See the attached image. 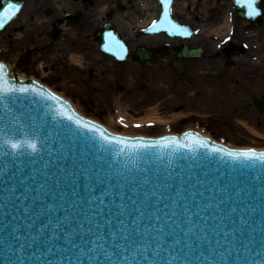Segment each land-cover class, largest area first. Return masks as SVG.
I'll list each match as a JSON object with an SVG mask.
<instances>
[{
	"label": "snow or ice",
	"instance_id": "1",
	"mask_svg": "<svg viewBox=\"0 0 264 264\" xmlns=\"http://www.w3.org/2000/svg\"><path fill=\"white\" fill-rule=\"evenodd\" d=\"M171 2L172 0H161L164 10L159 24L168 25L165 30L172 35H190L188 29L170 19L169 5ZM238 2L246 6L250 17L260 15L257 0H238ZM19 11L18 4L9 0L6 7L0 11V29ZM148 30L155 32L160 28L157 22L153 21ZM107 37L109 42L104 50L114 52V55L123 60L127 51L125 46L111 32L107 34ZM29 94L55 105L51 109L50 119L47 112L40 114L26 111L17 115L9 110L10 97L28 96ZM15 102V99L11 100V104ZM0 104L6 105L5 116L0 119V132L11 127L16 133H23L21 139L0 136V139L9 143L8 148L0 144V149H5L0 151V156L7 158L3 174L7 175L11 168H15L17 174H20L25 168L35 165L37 159L44 160L43 171L33 170L31 172L30 184H26L27 178L19 181L20 185L24 186L25 193H31V185H35L34 199H43L53 192L50 182L56 173L49 175L50 165L62 162V165L57 168V172L61 174L58 181L67 182L71 178L72 185L77 186L71 193L74 199L69 204V208L84 212V223L80 225L79 231H65L61 224L70 223L67 217L65 221L52 224L51 217L55 216L58 211L56 206L49 204L46 209L42 210L41 215L51 214L49 217L51 229L47 240L44 241L47 251L42 250L40 241L48 225L42 226L36 235L31 236H22L20 228L13 227L10 232L12 239L5 238V255L9 257L7 264H24V258L20 255L24 251L30 252L31 257L39 264L52 253L53 249L47 247V244L60 239L58 232L63 233L65 247L57 248L56 251L72 253L75 257L74 264H264V189L261 190V204L256 205L253 203L254 189L248 185L222 186L217 181L214 187L219 196L224 197L225 194L230 193L227 200H234L237 205L243 204L245 200L248 201L245 207L239 208V211L237 207H230L228 213L225 214L222 208V205L226 203L225 199L209 197L208 202L201 206V202L196 200L197 192L185 187L184 177L179 174L173 177V173L177 172L175 170L167 171L166 175H158L156 183H153L147 174L143 175L142 180L137 179L140 175L133 174L134 171H144L135 168L136 161L149 160L153 155L163 159L162 152L161 154L152 153V149L162 151L170 149L169 164H171L173 155L184 151L195 153L199 149H204L207 153L222 154V159L227 157L234 164L250 163L255 166L258 163L264 166V152H257L254 149L230 151L210 147L209 141L192 132L184 133L183 140L175 136H165L158 140L147 141L143 138L133 139L111 135L99 125L77 116L59 96L44 90L42 86L23 84L18 86L13 83L8 78L3 64H0ZM38 107L42 109L44 106ZM19 121L23 123H18ZM59 121H67L77 130L95 135L77 139L76 133L70 128H65ZM120 122L123 123L122 120ZM135 127H140V125L137 124ZM62 137L69 140V147L64 150L61 145V152L56 155L53 145L60 142ZM95 141L100 142L99 151L108 154L109 160L102 161L101 156L95 153H91V159H89L88 144ZM72 145L78 147L75 153H73ZM130 160L133 164L131 168L128 163ZM38 175L44 178L42 183L37 182ZM173 180H179L180 183L174 185ZM98 188L102 191L97 196L95 193ZM55 189L60 191L52 195L53 201L57 200V196L60 202L65 201L67 193L60 188L59 182L55 184ZM15 191L16 185L14 184L10 193L15 194ZM79 192L83 194L78 195ZM199 195L203 197L204 193L200 192ZM24 199H27V196ZM106 200L112 205L111 208L109 203L105 202ZM164 200H168L169 203H165L163 209L156 207ZM97 201H99L98 205ZM189 201H195V211L190 207ZM85 203L87 208H84ZM94 205H96L95 208ZM169 206L171 215L164 211V209H169ZM60 207H63L62 203ZM257 208L260 209L259 219H257ZM88 209H93L96 215L103 219V226L93 223L95 217L88 212ZM209 210L222 216L220 225L224 229L223 238L218 239L221 231L213 229L215 244H213V239L206 234L205 228L200 223L193 222L195 216L205 221L206 224L207 219L203 213ZM27 211L28 209H25L26 214ZM105 213H107L106 219L104 218ZM133 213L135 218L129 225L128 219ZM180 217L185 218L183 223L189 225L187 229L177 222ZM146 218L152 219V227L144 224ZM161 220L163 223H160ZM170 223H175V229L170 228V231L166 233L165 226ZM84 224H91V227L85 230ZM229 225H231L230 228ZM104 228L108 229L111 244H108ZM177 229L183 233V238H177L168 243L167 237L174 236ZM11 256H16L17 259L11 260ZM48 264H60V262L48 260Z\"/></svg>",
	"mask_w": 264,
	"mask_h": 264
},
{
	"label": "flooded vegetation",
	"instance_id": "2",
	"mask_svg": "<svg viewBox=\"0 0 264 264\" xmlns=\"http://www.w3.org/2000/svg\"><path fill=\"white\" fill-rule=\"evenodd\" d=\"M14 1H22V10L0 34L1 59L19 60L26 72L40 66L50 68L58 81L77 72L78 88L87 68L97 85L104 86L107 77H112L119 84L131 83L127 93H142L145 99L146 92L155 90L146 84L147 76L164 66L161 55H156L154 64L130 61L123 69L99 54L96 32L109 24L132 53L138 46H167V66L172 71L179 66L175 60L178 48L187 44L203 55L189 62L196 67L187 69L190 95L196 98L206 89L208 102L221 108L225 129L235 124L239 133L255 132L264 140V0L261 24L241 20L230 0H174L172 18L191 28L193 35L188 40L146 34L162 13L156 0ZM72 57H78V67L70 63Z\"/></svg>",
	"mask_w": 264,
	"mask_h": 264
},
{
	"label": "water",
	"instance_id": "3",
	"mask_svg": "<svg viewBox=\"0 0 264 264\" xmlns=\"http://www.w3.org/2000/svg\"><path fill=\"white\" fill-rule=\"evenodd\" d=\"M110 55H112V53H110ZM10 80L13 83H16L18 86H20L21 84L39 86L38 84L31 81H20L17 79H10ZM12 99H15L16 101L15 104H11ZM41 105L44 106L42 109L38 107ZM66 105L68 104L66 103ZM5 106H6L5 104H0V119H3L5 116ZM54 107L55 105L51 104V102L39 99L31 94H29L28 96L10 97L8 103L9 110L15 112L17 115H21L26 111H33L34 113L39 112L40 114H44L45 112H47L49 113V117H48L49 119L52 114L51 109ZM4 122L6 124V121ZM18 123L22 124L23 121H19ZM59 123L64 125L65 128H70L74 133H76L77 139H79L80 137H89L91 135H95V134L79 131L75 128L74 125L70 124L67 121H59ZM0 136H9L16 139H21L23 138V133H16L13 128L9 127L6 129V131L0 132ZM183 138L184 136L178 139L183 140ZM147 141H154V140H147ZM81 143L83 142L81 141ZM61 145L63 146L64 150H67V148L69 147V140L64 139L62 137L60 142L53 145V150L56 155L60 154ZM209 146L225 149L219 145L211 143L210 141H209ZM99 147H100L99 141L91 142L88 144V149L90 152L89 159H91V153H95L96 155L101 156L102 161L109 160L110 156L108 154L100 152ZM72 148H73V153L78 151V147L76 145H72ZM3 150L5 149H0V151ZM151 152L157 154H161L162 152L163 159H159L158 156L153 155L152 158L149 160L136 161L135 168L144 170L143 172L134 171L133 173L134 175H140L139 177H137L138 180H142L144 178L143 175L147 174L149 179L153 183H156L158 179V175H166L167 171L175 170L177 172L173 173V177H176L178 174L184 177V181L186 182L185 187L190 188L192 191L197 192L196 200H199L201 202V206H203V204L208 202L209 197H213L214 199H225L226 203L222 205V208H223V212L227 214L228 209L230 207H237L239 211V208L245 207V205L248 203V201L245 200L243 204L237 205L234 200H227V196L230 193L225 194L224 197L219 196V194L216 193V189L214 187V184L217 181L222 186L231 185V184H236L237 186L242 184L248 185L251 189H254L253 203L256 205L261 204L260 195H261V190L264 189V170H262L264 169V166L259 165L258 163L255 166H253L250 163L234 164L227 157H224L222 159L221 158L222 154H211V153H207L204 149H199L195 153H189L187 151H184L177 155H173L171 164H169V154L171 153L170 149L163 151L160 149H152ZM193 156H195V159H193ZM45 159H47V156H45ZM6 160H7L6 157L0 156V240L2 239V241L0 242V264H7V260L9 259V257H6L5 255L6 252L5 238L7 237L9 240L12 239L10 232L13 227L20 228L21 230L20 234L22 236H31V235H36L38 229L41 228L42 226L48 225V227L45 229L44 236L41 238L40 241V247L42 248V250L47 251V248L44 247V241L47 240V237L49 235V230L51 229V224H49V217L51 214L44 213L41 215L40 213L42 212V210L46 209L49 204H53L58 208L56 215L51 217L52 224H55L58 221H65V217H67L70 223L68 222L62 223L61 227H63L65 231H70V230L79 231L80 225L84 223L83 210L77 212L69 208V204H71L74 199L71 193L77 186L72 185L71 178H69L67 182H64L63 180L58 181V178L61 176V174L57 172V168L58 166L62 165V162L61 164H51L48 169L49 175H51L53 172L56 173V175L53 176V179L50 182L53 187V192L50 193L48 196L44 197L43 199H34V197L36 196V192H35L36 186L31 185L32 188L31 193H25L24 186L20 185L19 181L21 179L27 178L26 184H30L31 172L33 170L43 171L42 164L44 163V160L37 159L35 165L29 168H25L24 171L20 174H17V170L15 168H11L8 174L4 175L2 171L4 170V165L6 163ZM128 163H129V167L131 168L133 166L132 161L130 160L128 161ZM43 180L44 178L42 176L39 175L37 176L38 183H42ZM57 182L60 183V188L65 193H67L66 199L63 202L59 201V196H57L56 201H53L52 199V195L60 191L59 189H55V184ZM178 183H180L179 180H173L174 185ZM14 184L16 185V191L15 194H11L10 189ZM101 191L102 189L98 188L95 195L98 196ZM231 191H234V189H231ZM200 192L204 193L203 197L199 195ZM82 194H83L82 192L78 193V195H82ZM25 196H27V199H24ZM105 202L109 203L108 200H106ZM60 203L63 204L62 208L60 207ZM96 203L98 205L99 201H97ZM165 203H169V201L164 200L159 205H156V207L163 209ZM189 203L192 210L195 211L196 210L195 201H189ZM93 207L95 208L96 205H94ZM109 207L110 208L112 207L110 203H109ZM84 208H87L86 203L84 205ZM25 209H28L27 214L25 213ZM164 211L168 212V214L171 215L170 206L169 209H164ZM88 212H90L95 217L93 223H97L103 226V219H101L99 215H96L93 209H88ZM160 214L163 215L162 213ZM259 214H260V209L257 208V219L260 218ZM203 215L207 219L206 224L205 221L200 220L199 217H195V216L193 217V222L200 223L201 226L205 228V232L210 239H213V235H214L212 231L213 229L220 230L221 236L218 237V239H222L223 238L222 232L224 230L223 226L220 225V219H222V216L213 210H209L208 212L203 213ZM213 217H216V219H213ZM104 218L105 219L107 218V213H105ZM134 218H135L134 213L133 215L129 216L128 219L129 225H131V222ZM184 219H185L184 217H180L177 222L180 223L184 229H187L189 225L183 223ZM160 223H163V220H161ZM144 224L148 225L149 227H152L153 221L151 218H146ZM29 226H30V230H29ZM89 227H91V224H84L85 230H87V228ZM228 227L230 228L231 225H229ZM170 228L175 229V223H170V225H166L165 232L166 233L169 232ZM58 234L60 235L59 240L55 242H49L47 244V247H51L53 249L52 253L49 254L46 259H43L41 262H39V264H48V260H52L54 262L59 261L60 264H74L75 257L72 253L56 251L57 248L62 249L65 247L63 240V233L58 232ZM104 234L106 239L108 240V244H111L112 242L108 238L107 228H104ZM177 238H181V239L183 238V233L178 229L175 231L174 236L169 235L167 237V242L171 243L174 239ZM213 244H215V239H213ZM27 254H31V253L28 251H24L23 253H20V255H22L24 258V264H38V262L34 261V258L26 257ZM10 259L16 260L17 257L11 256ZM233 259H235V257H233Z\"/></svg>",
	"mask_w": 264,
	"mask_h": 264
},
{
	"label": "rangeland",
	"instance_id": "4",
	"mask_svg": "<svg viewBox=\"0 0 264 264\" xmlns=\"http://www.w3.org/2000/svg\"><path fill=\"white\" fill-rule=\"evenodd\" d=\"M180 71L173 75L161 71L153 76L156 92H152V98L144 103L134 102L125 93L116 92L112 86L105 91L93 88L78 91L67 82L56 87L82 114L121 134L159 136L194 128L234 147L264 148V143H259L264 140L247 131L239 133L235 124L225 129L218 107H206L203 101L196 104L188 96L185 83L178 85L180 76L186 75ZM44 76L46 74L42 73L38 77L44 79ZM137 124L140 127H135Z\"/></svg>",
	"mask_w": 264,
	"mask_h": 264
},
{
	"label": "clouds",
	"instance_id": "5",
	"mask_svg": "<svg viewBox=\"0 0 264 264\" xmlns=\"http://www.w3.org/2000/svg\"><path fill=\"white\" fill-rule=\"evenodd\" d=\"M0 144H4V146H5L6 148L9 147V143H8L7 141L3 140V139H0Z\"/></svg>",
	"mask_w": 264,
	"mask_h": 264
}]
</instances>
